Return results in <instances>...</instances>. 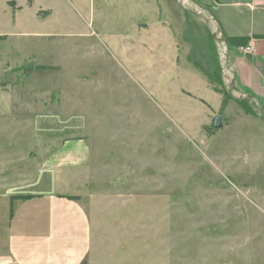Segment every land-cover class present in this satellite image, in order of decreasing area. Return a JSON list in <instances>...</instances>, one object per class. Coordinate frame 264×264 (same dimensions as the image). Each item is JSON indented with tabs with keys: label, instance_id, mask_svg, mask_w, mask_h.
I'll use <instances>...</instances> for the list:
<instances>
[{
	"label": "rangeland",
	"instance_id": "1",
	"mask_svg": "<svg viewBox=\"0 0 264 264\" xmlns=\"http://www.w3.org/2000/svg\"><path fill=\"white\" fill-rule=\"evenodd\" d=\"M0 35L7 98L86 117V264H264V122L222 92L194 15L175 0H0Z\"/></svg>",
	"mask_w": 264,
	"mask_h": 264
},
{
	"label": "crops",
	"instance_id": "2",
	"mask_svg": "<svg viewBox=\"0 0 264 264\" xmlns=\"http://www.w3.org/2000/svg\"><path fill=\"white\" fill-rule=\"evenodd\" d=\"M206 3L227 36L256 43L254 54L231 48L237 88L257 95L264 109V0ZM9 90L0 85V264H86L93 259L94 224L77 188L94 155L86 117L64 115L53 100L7 98ZM239 115L261 126L245 105Z\"/></svg>",
	"mask_w": 264,
	"mask_h": 264
},
{
	"label": "water",
	"instance_id": "3",
	"mask_svg": "<svg viewBox=\"0 0 264 264\" xmlns=\"http://www.w3.org/2000/svg\"><path fill=\"white\" fill-rule=\"evenodd\" d=\"M175 1L182 10L191 13L202 22L209 32L217 49L222 73L223 88L227 95L237 102L250 103L257 113V116L264 122V109L260 98L255 94L243 92L236 87L237 72L231 45L229 44L224 29L216 15L210 9L199 4L195 0ZM223 125L222 115H216L211 130L220 129Z\"/></svg>",
	"mask_w": 264,
	"mask_h": 264
},
{
	"label": "trees",
	"instance_id": "4",
	"mask_svg": "<svg viewBox=\"0 0 264 264\" xmlns=\"http://www.w3.org/2000/svg\"><path fill=\"white\" fill-rule=\"evenodd\" d=\"M195 1H197V0H195ZM198 1H200V0H198ZM199 4H200V3H199ZM203 6L207 7V8L210 9L213 13H215V10H212V9L210 8V7H211L210 4L204 2V5H203ZM213 9H214V7H213ZM209 35H210V34H209ZM225 35H226V34H225ZM3 38H4V36L0 35V40H2ZM226 38L228 39L229 44H230L231 46H237V45L247 44V43L249 42V39L246 38V37H229V36L226 35ZM210 39H211V43H212V45H214V47H215V49H216V46H215V44H214V42H213L211 36H210ZM216 52H217V49H216ZM217 55H218V53H217ZM218 62H219V57H218ZM219 66H220V64H219ZM217 70H218V64H217ZM222 92H224V93L227 95V93H226V91H225L224 89L222 90ZM227 97L230 98L228 95H227ZM242 103L246 106L248 112L257 115V113L255 112L253 106H252L250 103H248V102H242ZM246 104H248V105H246ZM70 198H77V196H70Z\"/></svg>",
	"mask_w": 264,
	"mask_h": 264
},
{
	"label": "built area",
	"instance_id": "5",
	"mask_svg": "<svg viewBox=\"0 0 264 264\" xmlns=\"http://www.w3.org/2000/svg\"><path fill=\"white\" fill-rule=\"evenodd\" d=\"M235 50L243 54H254L257 52L258 48L256 43L248 42L247 44L237 45Z\"/></svg>",
	"mask_w": 264,
	"mask_h": 264
}]
</instances>
